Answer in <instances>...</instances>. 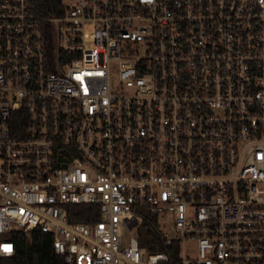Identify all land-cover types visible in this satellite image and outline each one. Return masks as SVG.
<instances>
[{
  "label": "built area",
  "instance_id": "built-area-1",
  "mask_svg": "<svg viewBox=\"0 0 264 264\" xmlns=\"http://www.w3.org/2000/svg\"><path fill=\"white\" fill-rule=\"evenodd\" d=\"M13 229L65 264H264V0H0V258Z\"/></svg>",
  "mask_w": 264,
  "mask_h": 264
},
{
  "label": "trees",
  "instance_id": "trees-1",
  "mask_svg": "<svg viewBox=\"0 0 264 264\" xmlns=\"http://www.w3.org/2000/svg\"><path fill=\"white\" fill-rule=\"evenodd\" d=\"M68 218L74 221L96 220L98 217L95 204H72ZM136 238L139 245L150 250L168 251L163 246L162 235L156 223V217L142 214L136 227ZM14 250L12 255L0 258V264H65L63 258L53 252L49 234L37 230L23 232L19 229L11 231Z\"/></svg>",
  "mask_w": 264,
  "mask_h": 264
},
{
  "label": "rangeland",
  "instance_id": "rangeland-1",
  "mask_svg": "<svg viewBox=\"0 0 264 264\" xmlns=\"http://www.w3.org/2000/svg\"><path fill=\"white\" fill-rule=\"evenodd\" d=\"M160 224L162 225H160V227H161V229L165 232V234H168L169 235V231H168V229H167V227H166V222H164V220L163 219H160ZM2 237V236H1Z\"/></svg>",
  "mask_w": 264,
  "mask_h": 264
}]
</instances>
